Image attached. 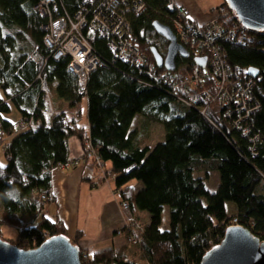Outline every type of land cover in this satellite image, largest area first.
I'll list each match as a JSON object with an SVG mask.
<instances>
[{"label":"trees","instance_id":"1","mask_svg":"<svg viewBox=\"0 0 264 264\" xmlns=\"http://www.w3.org/2000/svg\"><path fill=\"white\" fill-rule=\"evenodd\" d=\"M37 1L0 0V144L7 158L0 164V225L17 229L12 242L34 248L47 236L62 233L79 245L78 234L70 237L58 219L43 214L50 199L41 196L50 193L51 169L72 161L68 136L75 134L83 141L86 128L79 122L83 98L89 146L96 161H110L122 200L149 214L138 240L148 264H199L234 218L264 240V31L242 27L248 38L224 45L227 61L251 80L259 104L238 127L233 116L224 113L225 106L209 102L197 89L183 100L176 98L158 76L163 68L155 66L150 75L146 67L114 58L107 40L91 32L89 40L107 65L79 84L66 67L67 59H54L42 43L44 19L34 9ZM60 1L70 14L82 2ZM145 2L146 8L132 15L130 22L140 50L153 60L150 47L162 51L155 40L163 37L152 22L170 26L172 13L166 0ZM175 61L178 65L192 58L177 56ZM248 67H254L257 75L246 74ZM49 90L73 112L64 108L45 113L54 109L44 99ZM12 108L18 119L6 115ZM136 114L161 123V139L143 143L141 128H132ZM88 150L84 146L82 155ZM200 169L205 170V178L217 169L219 184L214 193L206 188L203 176L194 174ZM130 180L141 183L135 193L132 187H122ZM226 202L235 206L230 215ZM164 206L168 207L167 228H161ZM85 252L80 247L82 264H136L113 250L83 257Z\"/></svg>","mask_w":264,"mask_h":264},{"label":"built area","instance_id":"2","mask_svg":"<svg viewBox=\"0 0 264 264\" xmlns=\"http://www.w3.org/2000/svg\"><path fill=\"white\" fill-rule=\"evenodd\" d=\"M166 7L172 13L170 28L178 39V44L192 58V62H184L187 63L186 71L178 68V64L173 70H165L158 75L159 78L178 99L183 100L192 89H197L199 95L203 93L209 102L218 99L221 106H225L224 113L229 117L233 116L234 125L240 127L242 121L259 104L254 97L251 80L245 74H240L239 70L234 71L227 61L224 45L240 43L248 38L242 29L244 26L225 3L215 7L212 10L214 14L206 21L193 18L176 0H166ZM145 8V0H82L79 8L70 14L60 0H38L34 5V9L44 19L41 25L44 32L42 43L54 59H67L66 67L77 76L79 84L86 82L90 72L107 65L105 59L93 48L89 40L90 32L107 40L114 58L136 67H146L150 75L155 73L156 64L140 50L130 22L132 15L141 13ZM230 11L235 17L231 22L228 20ZM195 57H203V65L197 63ZM212 89L215 92L212 93ZM198 90H201L200 93ZM44 99L47 101V94H44ZM204 110L205 108L201 112L204 113ZM44 112L53 113L47 110ZM89 144L88 140L89 150L86 155L97 159ZM67 164L68 162L58 163L57 166L64 167ZM121 194L122 190L116 188V196L120 199L121 206L128 209V202L122 200ZM50 196V193L43 194L41 198L46 200ZM230 225L240 224L234 218L228 226ZM131 239H135L133 235ZM88 254L83 253V257Z\"/></svg>","mask_w":264,"mask_h":264},{"label":"crops","instance_id":"3","mask_svg":"<svg viewBox=\"0 0 264 264\" xmlns=\"http://www.w3.org/2000/svg\"><path fill=\"white\" fill-rule=\"evenodd\" d=\"M176 1L183 5L193 18L200 21L209 18L211 9L224 2ZM67 111L70 114L73 112L71 109ZM80 117L81 124L86 128V136L83 132V141L75 134L68 136V159L72 161L64 167L55 166L51 169V196L43 214L52 220L58 219L70 237L78 234L79 246L89 254L113 250L123 253L126 260L136 264H148L138 240L149 221V214L136 206H129L128 209L121 206L120 199L116 196L114 176L110 173V161L98 162L91 156L82 155L83 147L88 145L89 136L87 117L83 118L82 113ZM14 118L16 119V116ZM122 187H132L135 193L141 188V183L130 180ZM226 204L228 211L235 212L234 204ZM117 230H121V233H117Z\"/></svg>","mask_w":264,"mask_h":264},{"label":"water","instance_id":"4","mask_svg":"<svg viewBox=\"0 0 264 264\" xmlns=\"http://www.w3.org/2000/svg\"><path fill=\"white\" fill-rule=\"evenodd\" d=\"M232 9L238 20L247 29L264 31V0H223ZM152 27L166 39L164 56L151 46L154 63L157 67L173 70L176 57H188V52L178 44L171 28L152 22ZM203 65V57H195ZM247 73L257 75L254 67ZM80 246L71 242L65 234H55L34 248L24 249L0 235V264H82L79 258ZM108 264H119L116 262ZM199 264H264V240L253 235L244 225H230L225 228L219 242L205 251Z\"/></svg>","mask_w":264,"mask_h":264},{"label":"rangeland","instance_id":"5","mask_svg":"<svg viewBox=\"0 0 264 264\" xmlns=\"http://www.w3.org/2000/svg\"><path fill=\"white\" fill-rule=\"evenodd\" d=\"M206 2V0H205ZM224 3V2H222ZM220 5V4H218ZM218 5H216L215 7H217ZM215 7H213L211 10H213ZM188 11V10H187ZM189 12V11H188ZM231 14H230V18L228 19L229 22L233 21L232 18L235 19V17L232 15V11H230ZM190 14V12H189ZM214 13L211 11V15L210 17L213 15ZM209 17V18H210ZM196 19V18H195ZM208 18H206L205 20H202V21H206ZM227 20V21H228ZM169 26V25H168ZM170 27V26H169ZM156 32V31H155ZM163 39V38H162ZM161 38L159 39V41H157V39L155 40L157 42V44H159L161 47H162V51H165L166 49V43L163 42ZM176 41H178V39L176 38ZM159 42V43H158ZM150 44V43H148ZM139 45V48L141 49L142 45L140 43H138ZM141 46V47H140ZM144 47L146 45H143ZM156 46V45H155ZM157 47V46H156ZM34 49V48H33ZM162 51H158L161 52ZM34 51H31L30 54H33ZM164 56V53L162 54ZM152 60V59H151ZM154 62V60H152ZM184 62H188V61H183L179 64L178 68H180L182 71H186L187 70V67H186V64L187 63H184ZM157 67V66H156ZM160 68V67H158ZM163 68V67H162ZM164 69V68H163ZM166 69H164L163 71H160V73H163ZM201 90H198V92L200 93ZM212 93L215 92L214 89H212L211 91ZM48 95V94H47ZM218 97V96H217ZM216 97V98H217ZM48 103H49V106L50 104L52 105V107L54 108L52 111L53 113H56L57 111L59 110H62L64 108H66L67 110H70V108L67 106V104L63 101H61L55 93L52 92V90H49V95H48V99H47ZM215 103L217 104H220L219 100L216 99L214 100ZM213 104L210 103L209 107ZM81 107H82V110H81V113H82V116L83 118H85L86 116V110H87V102H86V99L83 98L82 100V103H81ZM72 110V109H71ZM8 117H11L13 118L14 116L18 115L17 113V110L15 108H12L11 110V113H7L6 114ZM15 119V118H13ZM17 119V118H16ZM80 123L81 120H79ZM141 128V132L140 134L142 133V137L144 138V142L143 143H146V144H153L154 142H156L157 140L161 139L162 137V134H163V128H162V125L161 123L155 121V120H149V121H145L144 120V117L140 116L139 114H136L135 117H134V120H133V123H132V128H134L135 130L138 129V128ZM146 133V134H145ZM7 162V158L6 156L4 155V147L2 146V144H0V164H5ZM195 175H200V176H203V178L205 179V186L206 188L214 193L218 187V184H219V174H218V171L217 169H211L208 174H207V177L205 178V170L203 169H200V170H195ZM227 203V202H226ZM225 203V209L226 211L228 212V215L231 214V211H228L227 209V204ZM229 205L231 204L230 202H228ZM161 228H167L168 227V207L167 206H164V209L162 211V216H161ZM0 235L7 239V240H10L12 241L11 239H14L16 236H17V229L13 226V225H8V224H1L0 225ZM134 249V248H133ZM135 251V249L133 250ZM90 255V254H88ZM82 256H83V253H82ZM88 257V256H87ZM141 261V260H140ZM142 262V261H141ZM141 264V263H140ZM143 264V263H142Z\"/></svg>","mask_w":264,"mask_h":264},{"label":"snow or ice","instance_id":"6","mask_svg":"<svg viewBox=\"0 0 264 264\" xmlns=\"http://www.w3.org/2000/svg\"><path fill=\"white\" fill-rule=\"evenodd\" d=\"M0 167H3V165H0Z\"/></svg>","mask_w":264,"mask_h":264}]
</instances>
